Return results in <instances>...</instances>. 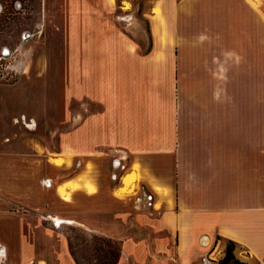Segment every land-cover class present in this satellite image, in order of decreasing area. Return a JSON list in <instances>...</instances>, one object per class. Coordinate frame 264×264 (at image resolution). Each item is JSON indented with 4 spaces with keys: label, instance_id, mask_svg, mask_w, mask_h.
<instances>
[{
    "label": "crops",
    "instance_id": "0c3cea01",
    "mask_svg": "<svg viewBox=\"0 0 264 264\" xmlns=\"http://www.w3.org/2000/svg\"><path fill=\"white\" fill-rule=\"evenodd\" d=\"M150 2V50L144 24L131 38L114 28L86 34L77 22L73 71L60 61L52 95L42 76L44 84L0 87V250L7 253L0 264H23L21 207L57 228L73 223L116 240V264H193L215 251L222 257L227 240L236 258L264 264V105L225 102L234 37L227 17L264 4ZM184 60L191 69L174 96V64ZM148 97L168 118H150ZM130 173L139 188L122 198ZM68 182L78 185L66 186L64 199L57 188ZM140 189L151 193L149 209ZM93 215L113 218L120 230L85 221Z\"/></svg>",
    "mask_w": 264,
    "mask_h": 264
},
{
    "label": "rangeland",
    "instance_id": "374dc122",
    "mask_svg": "<svg viewBox=\"0 0 264 264\" xmlns=\"http://www.w3.org/2000/svg\"><path fill=\"white\" fill-rule=\"evenodd\" d=\"M151 5L150 0H0V87H22L30 83L36 85L39 80L44 84L43 79H40L42 76L48 77V89L52 95L60 61L68 65L69 72L73 71V39L77 22H80L82 29L86 28V34L91 30L93 34L102 35L108 28H114L131 38L136 37L138 25L144 24L146 48L149 49L151 38L147 33L148 21L145 16L150 13ZM153 11L160 15L158 7ZM235 11V15H229L226 22V26L231 27L230 31L227 29L228 34L232 31L234 37L227 43L226 49L225 102L244 106L264 105V6L252 9L248 15L244 14V10ZM205 15L210 18L212 11L209 10ZM229 17L233 18V27L229 25ZM208 32V27H205L202 37H206ZM174 66L175 96L178 83L187 79L185 71L189 70L191 63L178 61ZM146 71L149 78L156 72L151 66L146 67ZM155 80L147 79V82L152 84ZM147 104L152 106L150 118L159 115L168 118V112H160L151 97H148ZM68 105L72 107L73 102L70 101ZM57 161L63 162L61 159ZM123 161L126 166L127 160ZM13 163L20 165L17 161ZM122 173L123 170H119L117 178ZM138 188V184L134 185L122 198H132ZM139 194L143 202L141 206L149 209L150 191L140 189ZM5 208L4 203L0 202V209ZM22 209L26 214L22 222L23 264H113L120 255L119 243L98 231L73 223L57 228L34 216L29 207L19 208L20 211ZM84 219L93 226L116 233L121 228L120 223L109 216L93 215L85 216ZM2 253L3 250H0V261L7 263V253L1 256ZM224 253L225 250L221 257V252L215 251L193 264H217ZM229 264L236 262L231 261Z\"/></svg>",
    "mask_w": 264,
    "mask_h": 264
},
{
    "label": "bare ground",
    "instance_id": "6f19581e",
    "mask_svg": "<svg viewBox=\"0 0 264 264\" xmlns=\"http://www.w3.org/2000/svg\"><path fill=\"white\" fill-rule=\"evenodd\" d=\"M252 4L254 5H262L264 4V0H249ZM155 18V17H154ZM156 27V26H155ZM57 164H60V162L56 161ZM83 174V173H82ZM137 179V176L133 173H130V174H127L124 176V178L122 179V183L124 184L125 186V191L126 189H128V187L132 188L135 184H136V180ZM83 180V179H82ZM74 182V181H73ZM73 182H68V183H65L64 185H61L57 188V191L58 193L62 196V197H65L64 199H66V196H65V187L66 186H69V185H74L75 183ZM85 182V181H84ZM89 182V181H88ZM78 185V184H76ZM74 185V186H76ZM85 185V184H84ZM89 185V184H88ZM87 185V186H88ZM73 187V186H72ZM157 192H159V189L158 188H155ZM124 189H121L120 191H123ZM67 191V190H66ZM68 199V198H67ZM60 223V219L58 218H55V224L58 225Z\"/></svg>",
    "mask_w": 264,
    "mask_h": 264
},
{
    "label": "trees",
    "instance_id": "16d2710c",
    "mask_svg": "<svg viewBox=\"0 0 264 264\" xmlns=\"http://www.w3.org/2000/svg\"><path fill=\"white\" fill-rule=\"evenodd\" d=\"M147 33H148L149 37L151 38V34H150V29H149V24L148 23H147ZM151 46H152V44L150 45L148 50H150ZM234 248H235V243L233 241H231V240H227L226 241V249H225L224 257L217 264H229L231 261H235L236 264H247V263H244V262H239L238 260L235 259ZM117 260H118V257H117V259L115 260V262L113 264H116Z\"/></svg>",
    "mask_w": 264,
    "mask_h": 264
},
{
    "label": "built area",
    "instance_id": "2783aa9c",
    "mask_svg": "<svg viewBox=\"0 0 264 264\" xmlns=\"http://www.w3.org/2000/svg\"><path fill=\"white\" fill-rule=\"evenodd\" d=\"M120 159V158H119ZM125 159V158H124ZM117 166H119L120 170H125V165L124 164H120V163H117ZM152 197L149 196V200L151 201Z\"/></svg>",
    "mask_w": 264,
    "mask_h": 264
}]
</instances>
